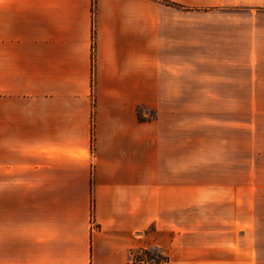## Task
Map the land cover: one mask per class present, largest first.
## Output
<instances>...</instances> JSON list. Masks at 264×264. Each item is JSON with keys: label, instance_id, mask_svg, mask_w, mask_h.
<instances>
[{"label": "crops", "instance_id": "obj_1", "mask_svg": "<svg viewBox=\"0 0 264 264\" xmlns=\"http://www.w3.org/2000/svg\"><path fill=\"white\" fill-rule=\"evenodd\" d=\"M262 97L264 0H0V264H264Z\"/></svg>", "mask_w": 264, "mask_h": 264}, {"label": "rangeland", "instance_id": "obj_2", "mask_svg": "<svg viewBox=\"0 0 264 264\" xmlns=\"http://www.w3.org/2000/svg\"><path fill=\"white\" fill-rule=\"evenodd\" d=\"M245 107L247 124L244 132L242 133L240 129L237 135V130L223 129V142L215 143L214 152L228 154L230 158H234L233 155L236 156L237 153L240 158L244 156L243 164L240 161V167L247 171V183L253 187L257 204L264 215V97L246 98ZM214 134L215 141L222 137L216 128ZM140 255L141 253L135 250L133 255L135 264H138L137 258L141 257Z\"/></svg>", "mask_w": 264, "mask_h": 264}, {"label": "trees", "instance_id": "obj_3", "mask_svg": "<svg viewBox=\"0 0 264 264\" xmlns=\"http://www.w3.org/2000/svg\"><path fill=\"white\" fill-rule=\"evenodd\" d=\"M135 250L141 253V257L137 258L138 264H163L167 257L156 247H139L132 249L129 252V260L127 264H135L133 260V255Z\"/></svg>", "mask_w": 264, "mask_h": 264}]
</instances>
